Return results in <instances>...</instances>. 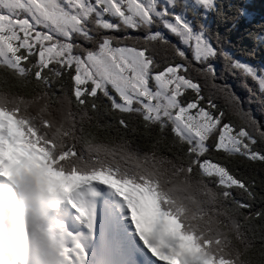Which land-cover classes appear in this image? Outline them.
Listing matches in <instances>:
<instances>
[{
	"label": "snow or ice",
	"instance_id": "snow-or-ice-1",
	"mask_svg": "<svg viewBox=\"0 0 264 264\" xmlns=\"http://www.w3.org/2000/svg\"><path fill=\"white\" fill-rule=\"evenodd\" d=\"M215 11L0 0V171L63 194L62 264L86 259L76 226L92 228L99 185L154 264H264V69L221 46ZM217 57L247 77V96Z\"/></svg>",
	"mask_w": 264,
	"mask_h": 264
},
{
	"label": "rangeland",
	"instance_id": "rangeland-1",
	"mask_svg": "<svg viewBox=\"0 0 264 264\" xmlns=\"http://www.w3.org/2000/svg\"><path fill=\"white\" fill-rule=\"evenodd\" d=\"M254 67L258 71L264 69L261 64ZM25 173V177H18V179H8L4 175V178L9 181L5 184L4 182L0 183V186H4L0 191V217L4 218L5 224L3 226L0 218V232L4 229L0 235V264H37L34 259L37 253L50 256V259L43 261L42 264H62V249L66 241L60 250L55 251L50 246H45V242L41 239V233L43 225H48L49 219L55 220L59 214H62L63 217L67 216L63 194L41 180L34 172L25 170ZM0 174L3 172L0 171ZM98 187H101L102 193L101 197H98L99 201L92 202L94 205L92 228L88 229L83 224L76 226V231L80 233V240L86 252L83 264H109V262L135 264L137 258L141 260L142 264H145L141 259L142 255L138 253L139 251L150 257L149 264H154L155 258L151 256L136 234L130 220L125 217L126 209L123 211L119 209V197L102 185ZM27 192H31L34 201L37 202L35 208L31 205V210L26 208L28 205L26 204ZM9 195L16 198V203L13 206H10L13 198L10 199ZM10 208L14 211H11L12 214H10ZM64 221L65 219L62 220L63 227L59 229L60 231L58 230L60 233H57L60 239H64L62 231H66ZM21 235L24 237L25 251H23L24 249L17 250L20 244L15 247L16 250L11 246L14 242L16 244L21 240ZM131 246L138 250L131 249ZM126 252L127 255H125ZM156 264H160V262H156Z\"/></svg>",
	"mask_w": 264,
	"mask_h": 264
},
{
	"label": "trees",
	"instance_id": "trees-1",
	"mask_svg": "<svg viewBox=\"0 0 264 264\" xmlns=\"http://www.w3.org/2000/svg\"><path fill=\"white\" fill-rule=\"evenodd\" d=\"M215 5L216 11L208 13V20L212 30L219 33L221 46L237 60L264 66V0H215ZM215 63L238 94L247 96L242 87L247 77L219 57ZM251 107L256 110L261 105L254 102Z\"/></svg>",
	"mask_w": 264,
	"mask_h": 264
},
{
	"label": "bare ground",
	"instance_id": "bare-ground-1",
	"mask_svg": "<svg viewBox=\"0 0 264 264\" xmlns=\"http://www.w3.org/2000/svg\"><path fill=\"white\" fill-rule=\"evenodd\" d=\"M25 170H24V172L23 171H21V172H18V173H16V174H14L13 175V177H12V179L14 178V179H18V177H25ZM4 175L5 174H0V183H2V182H4V184L7 182V181H9V180H6L5 178H4ZM8 179H9V177L7 176V175H5ZM3 184V183H2ZM4 188V186H0V191L2 190ZM101 187H98L97 186V190L98 191H100V193H102V191H101V189H100ZM3 192V191H2ZM27 197H26V200H27V203L26 204H28L27 206H26V208L27 209H29V210H31V205L33 206V208H35L36 207V204H37V202H35L34 201V199H33V194L31 193V192H27ZM101 195V194H100ZM98 197H101V196H98ZM98 197H96L95 199H94V202H96V201H99V199H98ZM9 198L11 199V198H13L12 199V203L10 204V206H13V204H15L16 203V198L15 197H13V195H12V197L9 195ZM33 203V204H32ZM93 207H94V205H93ZM5 209H6V207H5ZM96 210V209H95ZM11 211H13L12 210V208H10V214H12L11 213ZM14 212V211H13ZM105 212V211H104ZM1 218V220H2V222H3V226L5 225L4 224V218H2V217H0ZM64 219H66V216H62V214H59L57 217H56V219H55V223L51 226L50 225V222L48 223V225H43V227H42V233H41V239L45 242V246H50L52 249H54L55 251H57V250H60L61 248H62V246L64 245V242L66 241V231H62V236L64 237V239H60L59 238V236L57 235V233H60L59 231V229L61 228V227H63L62 226V220H64ZM102 220L104 221V219H103V217H102ZM109 222V221H108ZM109 224L111 225V223L109 222ZM0 228H1V226H0ZM13 228V227H12ZM111 228H112V225H111ZM59 230V231H58ZM4 231V229L0 232V235L2 234V232ZM58 236V237H57ZM110 239V238H109ZM23 240H24V237L21 235V240L20 241H18L16 244H15V242L13 243V245H11L12 246V248L13 249H15V247L18 245V244H20V246H19V248L17 249L18 251H21V249H24V243H23ZM59 240V241H58ZM56 241H58V243H56ZM110 241V240H109ZM10 246V247H11ZM47 246V247H48ZM134 246H135V244H134ZM137 246V245H136ZM132 248L131 249H133V250H138L137 248L135 249L133 246H131ZM1 250V249H0ZM16 250V249H15ZM28 250V249H27ZM23 251H25V249L23 250ZM1 252V251H0ZM138 253H140L142 256V258L141 259H143L144 260V262H145V264H149L148 262H149V260H150V257H147L144 253H141L140 251L138 252ZM130 254V253H129ZM125 255H127V252L125 253ZM114 259H116L115 257H113ZM112 258V259H113ZM1 259V258H0ZM120 259V258H119ZM130 259V258H129ZM138 260H139V262H138ZM147 260V261H146ZM1 261V260H0ZM121 261V260H120ZM111 262H109V264H110ZM125 263V262H124ZM111 264H113V263H111ZM135 264H142L141 263V260L139 259V258H137V260L135 261ZM150 264H153V263H150Z\"/></svg>",
	"mask_w": 264,
	"mask_h": 264
},
{
	"label": "clouds",
	"instance_id": "clouds-1",
	"mask_svg": "<svg viewBox=\"0 0 264 264\" xmlns=\"http://www.w3.org/2000/svg\"><path fill=\"white\" fill-rule=\"evenodd\" d=\"M34 259L36 260L37 264H42L43 261L50 259V256L45 255L43 253H37Z\"/></svg>",
	"mask_w": 264,
	"mask_h": 264
}]
</instances>
